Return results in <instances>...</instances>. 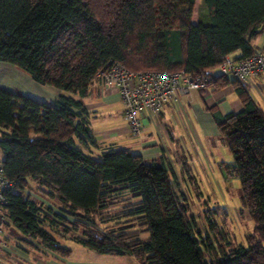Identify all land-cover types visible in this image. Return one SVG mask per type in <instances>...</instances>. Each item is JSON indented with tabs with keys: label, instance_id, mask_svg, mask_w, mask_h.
I'll return each mask as SVG.
<instances>
[{
	"label": "trees",
	"instance_id": "obj_1",
	"mask_svg": "<svg viewBox=\"0 0 264 264\" xmlns=\"http://www.w3.org/2000/svg\"><path fill=\"white\" fill-rule=\"evenodd\" d=\"M196 2L0 0V61L61 91L47 102L0 87V162L14 181L5 223L19 230V240L66 255L70 247L56 234L70 236L142 264H264V111L246 82L218 72L226 54L245 57L256 50L264 0H202L204 14L194 19ZM110 62L130 70L206 74L213 89L232 86L242 108L211 113L232 155L220 168L239 178L254 222L245 243L225 242L207 214L202 235L163 156L147 159L99 143L83 99ZM29 179L59 204L35 201L25 191Z\"/></svg>",
	"mask_w": 264,
	"mask_h": 264
},
{
	"label": "crops",
	"instance_id": "obj_2",
	"mask_svg": "<svg viewBox=\"0 0 264 264\" xmlns=\"http://www.w3.org/2000/svg\"><path fill=\"white\" fill-rule=\"evenodd\" d=\"M252 43L255 49L264 51V27L260 29ZM230 54L238 57L240 52L234 51ZM3 68L0 65V79L9 78L3 77L7 75ZM33 84L38 86L36 82ZM3 85V82H0V87H4ZM40 86L48 98H37L39 100L53 102L61 92L48 84H40ZM247 86L252 97L254 98L250 87L262 102L261 104L255 100L264 111V71L256 77L254 83H247ZM83 101L89 111L91 127L99 143L114 147L126 144L125 138L130 134L127 121L122 116V102L116 91L103 88L96 83ZM211 108H216L221 114H225L239 111L242 103L230 85L219 89H213L211 85L207 90L193 89L187 94L179 95L174 102L165 103L158 114L145 113L142 117L144 127L141 135L137 137L138 142L128 149L140 153L147 159L163 156L175 171L173 164L179 169V165L183 162L187 163L183 160L187 157L185 151H188L189 145L196 139L204 135L207 140L206 147L203 146L202 154L197 153L195 157L198 160L203 159L211 167L212 163H215L211 155L215 157L219 153L220 145H224L219 137ZM211 137L213 143L210 142ZM13 247L11 245L10 249L12 250ZM35 250L39 253L37 252L35 258L30 260L32 264H142L141 260L133 255L98 252L85 245H82L81 256H71L69 252L60 255L50 250Z\"/></svg>",
	"mask_w": 264,
	"mask_h": 264
},
{
	"label": "rangeland",
	"instance_id": "obj_3",
	"mask_svg": "<svg viewBox=\"0 0 264 264\" xmlns=\"http://www.w3.org/2000/svg\"><path fill=\"white\" fill-rule=\"evenodd\" d=\"M204 11L202 0H197L194 19H198L200 15L204 14ZM0 65L4 67L3 71L7 74L3 77H9L2 78L4 81L0 79V82L4 84V88L12 89L13 91H18L39 99L48 98L47 94L41 90L42 88L40 87L42 86H40V83L34 81L28 72L8 62L0 61ZM35 82L38 86H34L33 83ZM250 91L253 93L255 100L262 104L251 87ZM125 139L126 144L117 145V148H129L138 142V138L131 135ZM206 142L207 140L204 135H201L199 139H196L189 145L188 151H185L187 157L183 160L187 162V171L182 169V164L179 165V169L173 164L177 175L178 189L185 194L189 209L194 214L197 226L201 230L202 235H205V228L208 227L204 222V214H207L217 221V232L219 233L222 230L225 234V242L245 243L246 235L253 231L254 222L250 219L243 205L239 178L234 175H227L225 173L226 171H222L220 168L222 162L232 160V155L226 146L220 145L219 153L215 157L211 155V159L215 163H212L211 167H209L203 159L198 160L195 157L197 153L202 154L201 151L204 149L203 146L206 147ZM210 142L213 143L212 137L210 138ZM191 177L194 179L192 180ZM37 185V182L29 179V185L25 189L35 201L48 202L53 206L59 204L57 199L50 200L44 198L35 189ZM117 206L115 204L113 207L117 208ZM4 233L8 235V246H6V249L0 256L1 262L3 264H32L30 260L34 259V256L39 252L28 246L23 240L17 238L20 232L11 222L4 224ZM218 233L217 235L219 236ZM143 236L145 237L146 234L144 233ZM56 237L60 242L70 247L69 253L71 256H81L83 254L80 252L83 244L74 238L70 236L61 237L58 234H56ZM18 241L22 243V247L17 245ZM11 245L14 246V250L10 249Z\"/></svg>",
	"mask_w": 264,
	"mask_h": 264
},
{
	"label": "built area",
	"instance_id": "obj_4",
	"mask_svg": "<svg viewBox=\"0 0 264 264\" xmlns=\"http://www.w3.org/2000/svg\"><path fill=\"white\" fill-rule=\"evenodd\" d=\"M264 71V51L256 49L245 57L226 54L218 67L221 74L231 75L246 83H254ZM97 83L103 88L114 89L122 102V116L127 121L128 132L138 137L144 127L145 113L158 114L167 102H174L179 95L193 89L207 90L210 76L184 70H130L118 62H110L97 73ZM14 181L8 179L0 162V256L8 246L4 233L7 220L4 209L8 202L7 191ZM0 264H3L0 260Z\"/></svg>",
	"mask_w": 264,
	"mask_h": 264
}]
</instances>
